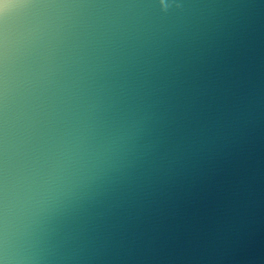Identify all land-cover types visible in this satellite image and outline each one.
Here are the masks:
<instances>
[{"label": "water", "instance_id": "1", "mask_svg": "<svg viewBox=\"0 0 264 264\" xmlns=\"http://www.w3.org/2000/svg\"><path fill=\"white\" fill-rule=\"evenodd\" d=\"M0 264H264V0H0Z\"/></svg>", "mask_w": 264, "mask_h": 264}]
</instances>
